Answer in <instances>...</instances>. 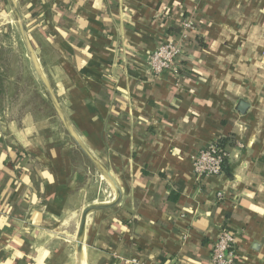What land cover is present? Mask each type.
Segmentation results:
<instances>
[{
    "label": "crops",
    "instance_id": "crops-1",
    "mask_svg": "<svg viewBox=\"0 0 264 264\" xmlns=\"http://www.w3.org/2000/svg\"><path fill=\"white\" fill-rule=\"evenodd\" d=\"M14 2L72 132L120 189L85 219L83 264H211L222 227L233 264H264V0ZM184 17L177 76L153 75L149 55L180 42ZM4 49L16 67L0 77V264H76L82 212L115 189L64 128L20 33ZM221 139L222 172L195 178L193 157Z\"/></svg>",
    "mask_w": 264,
    "mask_h": 264
},
{
    "label": "built area",
    "instance_id": "built-area-1",
    "mask_svg": "<svg viewBox=\"0 0 264 264\" xmlns=\"http://www.w3.org/2000/svg\"><path fill=\"white\" fill-rule=\"evenodd\" d=\"M179 31V41L170 38L161 40L148 58L150 72L158 76L163 72H168L172 77L177 76L180 70V55L183 51L181 43L189 37L194 30V22L191 17L181 19ZM1 31V30H0ZM178 85V83H175ZM228 152L218 148L217 143H211L201 149L193 157L192 168L195 178L200 179L210 175H218L222 172L224 161ZM220 196V194H218ZM237 258L235 237L225 227L219 230L218 238L213 243L210 252L211 264H233ZM132 264H144L136 259H129Z\"/></svg>",
    "mask_w": 264,
    "mask_h": 264
},
{
    "label": "water",
    "instance_id": "water-1",
    "mask_svg": "<svg viewBox=\"0 0 264 264\" xmlns=\"http://www.w3.org/2000/svg\"><path fill=\"white\" fill-rule=\"evenodd\" d=\"M12 6L13 11L16 13L17 19H18V23L20 26V30H21V35H22V39L24 40L25 44L27 45V51H28V55L30 57V60L32 61V64L34 66V68L36 69V72L38 73L39 79L41 81V84L46 92V94L48 95V97L53 101V103L55 104V107L57 109L58 115L60 117V120L62 122V124L64 125V128L66 129V131L68 132V134L70 135V137L72 138V140L74 141L75 145L78 147V149L82 152V154L86 157V159L92 164L93 167H95V169L101 174V176L106 179L115 189L116 192V197L115 200L113 201L112 204L110 205H104V206H92V207H88L86 210H84L81 214V218H80V222H79V226L77 229V234H76V238H75V257H76V264H80V260L82 257V232H83V227H84V223H85V219L86 217L95 211H98L100 209L103 208H107L110 207L114 204L117 203V201L120 198V189L119 186L117 184V182L115 181V179L111 176V174L104 169L102 166H100L96 160L88 153V151L83 147V145L80 143V141L76 138V136L74 135V133L72 132L66 117L64 115V112L62 110V108L60 107L58 101L56 100L54 94L52 93L50 87L47 85V83L45 82L42 74L39 72L38 70V66H37V62L36 59L34 58L29 46H28V39H27V33H26V29H25V25H24V20L23 17L21 16L14 0H9ZM246 103H244V101H240L239 102V110L242 111L245 107Z\"/></svg>",
    "mask_w": 264,
    "mask_h": 264
},
{
    "label": "rangeland",
    "instance_id": "rangeland-1",
    "mask_svg": "<svg viewBox=\"0 0 264 264\" xmlns=\"http://www.w3.org/2000/svg\"><path fill=\"white\" fill-rule=\"evenodd\" d=\"M10 8L11 7L8 4H6L5 7L2 6V8L0 6V30H1L0 31V42L3 39H8L11 37H19V33H20V36L22 38L17 16H16L15 12L13 10H11ZM29 23H28V25H29ZM29 28H31V26H29ZM14 53H15V51L12 49H9V50L4 49V51L0 52V55L2 58L0 61V69H1L0 70V77L2 80H3V78L1 75L4 73V71H8V73L11 74V72L14 69V66L16 67V57H12V55ZM30 84H31L30 79L27 76H24V78L22 80V84H21L22 85L21 88L23 87L22 88L23 90H21V92H24V88H25V91L28 90L29 88H27V87ZM5 88H3V91H5ZM26 96H28L29 100L32 102L40 103V100L38 99L36 93H27ZM76 234H77V232H76ZM75 238H76V235H75Z\"/></svg>",
    "mask_w": 264,
    "mask_h": 264
},
{
    "label": "trees",
    "instance_id": "trees-1",
    "mask_svg": "<svg viewBox=\"0 0 264 264\" xmlns=\"http://www.w3.org/2000/svg\"><path fill=\"white\" fill-rule=\"evenodd\" d=\"M29 16H31L32 17V19H33V16H34V14L32 13L31 15H28V17H26V24L28 25V23L29 22H31V20H30V18H29ZM35 18V17H34ZM34 20V19H33ZM217 146H218V148L220 149V150H222V151H225V152H228V147L230 146V143H229V141H227V140H225V139H221V140H219L218 142H217ZM224 163H225V161H224ZM226 228V227H225ZM227 229V228H226ZM229 230V229H228Z\"/></svg>",
    "mask_w": 264,
    "mask_h": 264
},
{
    "label": "bare ground",
    "instance_id": "bare-ground-1",
    "mask_svg": "<svg viewBox=\"0 0 264 264\" xmlns=\"http://www.w3.org/2000/svg\"><path fill=\"white\" fill-rule=\"evenodd\" d=\"M91 215V214H90ZM72 216V215H71ZM76 216V215H75ZM75 218V217H74ZM75 222V221H74ZM87 224V223H86ZM87 229V228H86ZM77 232V231H76ZM76 234V233H75ZM69 236H71V235H69ZM72 238V237H71ZM74 240V239H73ZM83 250V249H82ZM83 253V252H82ZM83 254H82V257H81V260H80V264H83Z\"/></svg>",
    "mask_w": 264,
    "mask_h": 264
}]
</instances>
